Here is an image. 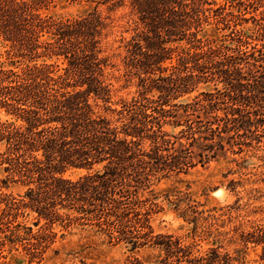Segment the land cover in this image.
<instances>
[{
  "label": "trees",
  "instance_id": "trees-1",
  "mask_svg": "<svg viewBox=\"0 0 264 264\" xmlns=\"http://www.w3.org/2000/svg\"><path fill=\"white\" fill-rule=\"evenodd\" d=\"M53 1L0 0V246L42 260L88 226L157 252L117 264H244L249 247L264 261L262 189L246 197L232 178L234 200L207 209L187 190H158L230 155L248 169L244 156L264 150V0H72L90 7L72 18L44 13ZM211 24L220 39L200 35ZM10 184L23 194L2 191ZM165 203L187 234L156 229Z\"/></svg>",
  "mask_w": 264,
  "mask_h": 264
},
{
  "label": "rangeland",
  "instance_id": "rangeland-1",
  "mask_svg": "<svg viewBox=\"0 0 264 264\" xmlns=\"http://www.w3.org/2000/svg\"><path fill=\"white\" fill-rule=\"evenodd\" d=\"M217 3H224L233 0H216ZM90 7L83 2H74L72 0H54L51 5L44 10V13L59 17L72 18L83 15L89 11ZM260 18V17H256ZM123 20H117L114 28V35L119 34L122 29L120 24ZM251 23L246 27H251ZM224 31L218 32L215 25L205 26L200 35L203 38L220 39ZM7 46L0 38V60L9 61L7 55ZM120 88V86L117 85ZM207 88L206 85L200 87L196 92L186 95L182 100H189L196 96L201 90ZM135 90L132 85L127 88H121L114 100H118L122 96H129ZM103 113L104 109L101 107ZM175 131V129H172ZM246 155V154H242ZM237 161H234L233 158ZM244 165L248 169L239 170L238 161H241L240 155H230L227 158L214 160L206 166H197L188 174L182 175L180 178L164 180L158 185V190H165L172 187H177L180 190L189 191L193 198L203 204L204 208L213 206H221L230 203L234 200V194L227 188V184L232 178L241 179L245 182L244 187H240L242 195H247L251 188H260L264 191V150H254L249 152L243 158ZM251 171L246 175L245 172ZM81 171H69L66 175L77 177ZM5 173H0L3 177ZM249 177V180L246 178ZM25 188L18 184H10L8 187H3L2 191L13 193L15 195L23 194ZM247 197V196H246ZM165 209L154 218V226L158 231L172 232L176 234H187L192 224L185 221L177 211L172 208V205L165 203ZM3 203H0V212L3 208ZM258 218H264V210L256 215ZM34 215L29 217H21V221L32 224ZM36 230L37 227H34ZM4 233L0 232V237ZM204 246H207V241H204ZM239 247L231 244L227 245L228 249L233 250ZM131 246L126 243H114L109 238L99 232L96 228L75 226L64 236H58L55 243L44 254L42 260L31 259L29 254L18 246L17 249H11L9 245L0 246V264H117L123 261L132 253L138 254L141 257L153 260L157 256V252L153 249H139L132 252ZM241 260L244 264H264L259 256V249L249 247L244 254L241 255Z\"/></svg>",
  "mask_w": 264,
  "mask_h": 264
}]
</instances>
